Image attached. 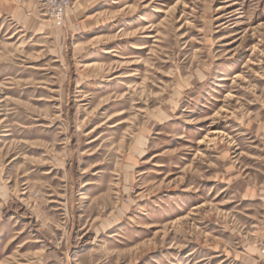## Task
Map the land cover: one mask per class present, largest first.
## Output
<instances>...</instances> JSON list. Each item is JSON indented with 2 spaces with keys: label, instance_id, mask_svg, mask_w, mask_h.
<instances>
[{
  "label": "rangeland",
  "instance_id": "374dc122",
  "mask_svg": "<svg viewBox=\"0 0 264 264\" xmlns=\"http://www.w3.org/2000/svg\"><path fill=\"white\" fill-rule=\"evenodd\" d=\"M49 12L0 0V264H264V0Z\"/></svg>",
  "mask_w": 264,
  "mask_h": 264
},
{
  "label": "built area",
  "instance_id": "2783aa9c",
  "mask_svg": "<svg viewBox=\"0 0 264 264\" xmlns=\"http://www.w3.org/2000/svg\"><path fill=\"white\" fill-rule=\"evenodd\" d=\"M51 18L60 21L68 7L69 0H47Z\"/></svg>",
  "mask_w": 264,
  "mask_h": 264
},
{
  "label": "bare ground",
  "instance_id": "6f19581e",
  "mask_svg": "<svg viewBox=\"0 0 264 264\" xmlns=\"http://www.w3.org/2000/svg\"><path fill=\"white\" fill-rule=\"evenodd\" d=\"M238 77V76H237ZM234 78H236V77H234Z\"/></svg>",
  "mask_w": 264,
  "mask_h": 264
}]
</instances>
